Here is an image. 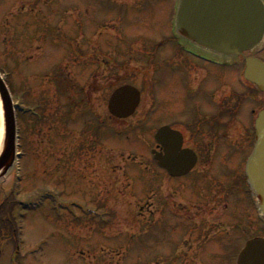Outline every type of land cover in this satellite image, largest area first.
Segmentation results:
<instances>
[{
  "label": "rangeland",
  "instance_id": "374dc122",
  "mask_svg": "<svg viewBox=\"0 0 264 264\" xmlns=\"http://www.w3.org/2000/svg\"><path fill=\"white\" fill-rule=\"evenodd\" d=\"M174 1L0 0V72L8 75L22 143L17 150L24 153L0 181V264H183L189 258L192 264H236L247 240L264 236L252 198L234 184L232 196L239 197L230 206L229 221L207 243L200 258L194 254L176 258L182 236L193 225L183 206L193 207L195 214L208 213L210 208L197 204L203 203L199 193H212L219 181L213 173L208 185L196 174V178L168 177L150 157L157 128L179 122L176 126L191 129L186 120L196 118L194 108H213L206 99L192 102L188 92L192 89L185 87L188 69L178 56L181 43L172 40ZM232 59L228 61L237 64L232 67L198 60L191 74L207 76L203 86L216 92V107L222 101L227 105L225 93L245 92L244 97L240 95L243 99L230 100L231 106H225L226 115L232 111L234 118L226 124L228 130L241 137L243 130L252 133L251 109L262 104L249 97L255 89L241 76L245 63ZM102 60L105 68L98 79L96 63ZM178 64L185 73L176 69ZM125 79L143 90L141 106L131 119H110L111 89ZM68 80L76 90L86 87L89 108L84 105V116L78 103L71 104L75 91L67 90ZM97 83L103 86V106L97 103ZM91 86L92 94L87 92ZM153 102L156 113L148 123L141 122ZM36 103L47 113L39 122L28 110ZM76 108L84 119L72 120ZM248 151L251 144L242 152ZM19 168L24 174L20 186ZM178 183L180 195L169 200L165 187ZM36 198L41 201L39 207L27 210L20 221L23 249L16 247L20 231L15 236L14 224L10 227L12 213ZM222 207L215 205L205 218L209 220ZM39 245L41 251L26 255Z\"/></svg>",
  "mask_w": 264,
  "mask_h": 264
},
{
  "label": "water",
  "instance_id": "95a60500",
  "mask_svg": "<svg viewBox=\"0 0 264 264\" xmlns=\"http://www.w3.org/2000/svg\"><path fill=\"white\" fill-rule=\"evenodd\" d=\"M176 28L180 35L198 46L224 55H239L257 46L264 36L263 0H180ZM245 75L264 90V62L246 59ZM0 98L3 108L2 148L0 150V180L12 168L16 158L17 119L8 85L0 74ZM140 91L132 85L116 89L109 101L110 112L120 118L133 114L140 103ZM256 144L248 159V183L264 218V110L256 120ZM166 155H156L159 165L172 175L191 170L196 160L193 154L181 151L182 139L176 131L162 127L156 134ZM238 264H264V238L249 240L241 251Z\"/></svg>",
  "mask_w": 264,
  "mask_h": 264
},
{
  "label": "flooded vegetation",
  "instance_id": "af4514ba",
  "mask_svg": "<svg viewBox=\"0 0 264 264\" xmlns=\"http://www.w3.org/2000/svg\"><path fill=\"white\" fill-rule=\"evenodd\" d=\"M177 40L181 43V47H183V52L180 53L178 56L180 57V62L183 64L185 63L187 65L186 68L188 70L187 72L185 71L187 74V76L185 74V83H186L185 87L187 88V85H189L192 89V91H188L189 96L192 98V102L198 103V101L200 100L203 101L204 99H206V100H209L213 106L212 108L213 110L209 109L210 111L209 110L205 111L204 109L200 110L201 108L199 109V107L197 109L194 108L196 110L195 111L196 118L194 119L190 118L186 120V123L190 125L191 129L189 127H186V128L180 127L179 125L177 127L175 126L176 129L180 130L183 134V148H189L197 155L196 165L191 170V172L188 173L187 175L193 176V177L195 176V178L197 175V177L201 179H205L206 184L208 185L209 181H212L211 173L215 174L216 179L219 181L218 182L219 186L216 185L217 186L216 190L215 191L213 190L212 193L210 192L209 193H199V195L201 196V198H203L202 199L203 203L206 204L205 207L210 208L209 212L212 210L215 211V209L212 208L215 205L224 204L225 206L220 209V213H217L218 212L217 211L216 215H212V217L210 216L209 220L205 218V215L206 214L209 215V212L203 213V214H200V213L195 214V209L193 207H184V209L187 211L186 213L187 217L192 221L193 225L192 226L190 225L189 230L186 232V234L182 236L181 241L179 242V245L177 246V248L179 249L177 250L178 253H177L176 258L180 259L181 256L185 258L187 255L194 254L195 259H196L200 257L199 255L202 253L207 243L210 240H212L211 239L212 235L210 234L209 236H207L206 233H211L214 229L221 227L223 224V222L221 221L223 216L227 212L232 213V211L230 210V206L233 202V199H235L236 201L239 195L233 198L232 192H231V186L233 187V185L235 184L237 189L239 190L243 189V192H245L243 173L245 170L247 158L252 151V144L254 142L253 141L254 137H252L253 140H251L250 136H252L253 131L249 135L247 131L242 129L244 133L240 137L236 134V132L231 133V131L228 130L229 127L226 126V124L230 122V119L232 118L230 114H233L231 109H229L231 113L226 115L228 111V108L226 107H228V105L230 104L228 103V101L231 100L232 102L234 99L235 101L238 99H243L242 96L244 95L245 92L230 91L228 93H225L226 95L224 96V100L227 102V105H224L225 102L222 101L220 102L221 107L220 106L216 107L217 105L215 104V101H214V99H216L215 98L216 92L212 91L211 88H209V90H206V87L203 86V83L206 80L207 76L201 79L197 75L194 76V74H191L192 71L194 72V69L196 68V65H195L196 62L200 60L199 58H196L197 56L203 57V60H201V62H203L206 65H210V66L213 64L215 65L217 63L219 64L224 63V65L227 64L225 66H228L229 61L228 59H226L228 57L217 56L216 54H213L211 52L203 51L199 49L198 47L194 46L191 42L186 41L179 36L177 37ZM186 50L188 53L186 52ZM260 51H261V54H260L261 56L259 58L264 60V56H263L264 47L263 49L260 48ZM234 59H236L237 63H240V60L245 62V58L240 59V57H235ZM103 61L104 60H102L101 62L97 61L96 63V67L97 66L98 67L96 69L97 74H95V77H98L99 73H103L104 68H105ZM178 67L182 68L184 72L185 68H183L181 64L180 65L178 64ZM208 73H211L210 69L208 70ZM101 78L103 80L102 76ZM186 78L189 80H187ZM102 87H103L102 84L97 83L96 91H97V95L99 99L97 103L100 106L104 105V95H103ZM76 88L77 86H74L72 82H69V86L67 90L68 91L70 90L71 92L75 91L74 95H70L71 104L78 103L79 106L77 107H80L79 114H82L84 116V111H86L84 105L86 106V108H89L88 100L84 95V90L86 89V87L80 86L79 89L77 90ZM88 88L89 87H87V92H89L90 94L94 93V90H93L94 86L93 87L91 86L90 91H88L89 90ZM257 91L258 92L253 91L254 95L253 94L252 96H250L251 94L249 95L250 99H252V102L255 101L257 105L262 104V105H259V107H261L260 109H255V108L251 109V114L254 115L255 118L257 117L258 112L261 109H264V100L262 96L264 92H260L259 90ZM141 92H142V97H143V91L141 90ZM241 93H242V96H240ZM187 102H190V104L192 103L191 101H187ZM33 106L37 108V111H40L41 109V112H38L41 117L47 114L46 111L44 112V110L46 109L45 107L41 105V103H36L35 105L33 104ZM77 109L78 108L73 109V119H72L73 121H78V119H84L83 117L82 118L78 117ZM232 109L234 110V108ZM240 111H241V108H240ZM236 112L239 113V109L235 110V113ZM71 114H72V109L70 111V115ZM210 114H213V115H210ZM91 116L93 117L92 114ZM150 117H151L150 114L147 115L145 117V120L150 119ZM98 119L101 123L104 122V120L100 118V116ZM192 120H194V122H192ZM240 120H241V123H243V120L241 118ZM178 123L179 122H177L176 124ZM194 128H196V131L194 130ZM197 129L200 132L196 133ZM216 132H219L221 136L216 134ZM238 138H242V139L240 140ZM248 144H251V151H248L247 153L242 152L244 151L245 145H248ZM154 150L160 151L162 154H165V147L159 146L156 143H155V146L151 147V151H154ZM241 153H243V155L240 157ZM221 170L227 171L226 172L227 174H220L219 172H222ZM163 171H165L166 175L171 178L177 179V178L184 177V176L173 177L169 175L167 170H163ZM232 174L236 175L234 182H232V179H231ZM169 188L168 186L165 187V196L169 200H171L173 197H177L178 195H180L181 190L178 189L180 188L179 183L177 187H174L171 185L169 186ZM197 204H200V203H197ZM211 219H213V221L210 222ZM1 229H2V226H0V232H2ZM189 242L192 243V244H189L190 247H188L187 245V243ZM1 252H2V249L0 248V255H1ZM186 263L192 264L193 260L189 258V260L186 261Z\"/></svg>",
  "mask_w": 264,
  "mask_h": 264
},
{
  "label": "bare ground",
  "instance_id": "6f19581e",
  "mask_svg": "<svg viewBox=\"0 0 264 264\" xmlns=\"http://www.w3.org/2000/svg\"><path fill=\"white\" fill-rule=\"evenodd\" d=\"M2 100H1V98H0V150H1V148H2V135H3V132H2V130H3V128H2V119H3V108H2V102H1Z\"/></svg>",
  "mask_w": 264,
  "mask_h": 264
},
{
  "label": "trees",
  "instance_id": "16d2710c",
  "mask_svg": "<svg viewBox=\"0 0 264 264\" xmlns=\"http://www.w3.org/2000/svg\"><path fill=\"white\" fill-rule=\"evenodd\" d=\"M11 226V225H10Z\"/></svg>",
  "mask_w": 264,
  "mask_h": 264
}]
</instances>
